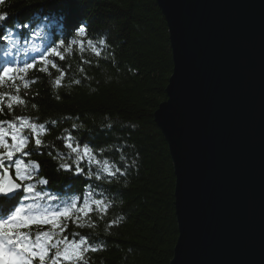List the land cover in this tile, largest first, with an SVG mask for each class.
I'll return each instance as SVG.
<instances>
[{
    "label": "trees",
    "instance_id": "16d2710c",
    "mask_svg": "<svg viewBox=\"0 0 264 264\" xmlns=\"http://www.w3.org/2000/svg\"><path fill=\"white\" fill-rule=\"evenodd\" d=\"M13 41L42 49L0 71V177L23 187L0 215L27 191L52 209L23 232L51 236L28 260L170 264L176 178L154 113L173 60L156 0H0V54Z\"/></svg>",
    "mask_w": 264,
    "mask_h": 264
},
{
    "label": "water",
    "instance_id": "95a60500",
    "mask_svg": "<svg viewBox=\"0 0 264 264\" xmlns=\"http://www.w3.org/2000/svg\"><path fill=\"white\" fill-rule=\"evenodd\" d=\"M156 2L173 60L154 113L176 178L170 264H264V0Z\"/></svg>",
    "mask_w": 264,
    "mask_h": 264
},
{
    "label": "rangeland",
    "instance_id": "374dc122",
    "mask_svg": "<svg viewBox=\"0 0 264 264\" xmlns=\"http://www.w3.org/2000/svg\"><path fill=\"white\" fill-rule=\"evenodd\" d=\"M4 240L0 237V247H5ZM16 253L14 251L10 252V259H13Z\"/></svg>",
    "mask_w": 264,
    "mask_h": 264
}]
</instances>
